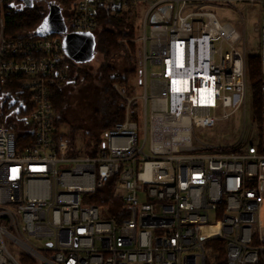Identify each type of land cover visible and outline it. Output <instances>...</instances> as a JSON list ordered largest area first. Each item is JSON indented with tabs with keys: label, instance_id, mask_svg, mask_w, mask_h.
I'll use <instances>...</instances> for the list:
<instances>
[{
	"label": "built area",
	"instance_id": "built-area-1",
	"mask_svg": "<svg viewBox=\"0 0 264 264\" xmlns=\"http://www.w3.org/2000/svg\"><path fill=\"white\" fill-rule=\"evenodd\" d=\"M55 1L68 33H96L101 8L143 12L139 120L129 100L89 155L62 154L54 89L75 63L64 34L7 36L0 0V264H207L216 240L228 264H264V114L258 146L193 142L238 111L245 118L254 56L264 102V0ZM222 3L263 6L258 53L206 10ZM166 5L171 19L151 22ZM148 65L159 69L150 80Z\"/></svg>",
	"mask_w": 264,
	"mask_h": 264
},
{
	"label": "trees",
	"instance_id": "trees-1",
	"mask_svg": "<svg viewBox=\"0 0 264 264\" xmlns=\"http://www.w3.org/2000/svg\"><path fill=\"white\" fill-rule=\"evenodd\" d=\"M6 35L9 37H23L33 34L35 38H39L35 33L39 25L46 17V11L42 7L30 4L29 7L17 8L13 7V0H4ZM137 15L134 11H127L122 14L112 15L108 10L102 9L99 12L100 28L94 33L99 41V49L105 56V63L99 69L98 80L101 86V98L98 100V107L96 110V117L98 127L101 129V134L114 128L117 124L124 122L126 118V108L128 102L121 96L118 90L114 87L118 85L127 95L132 96L135 90L140 89L141 80V59L138 57L141 51L140 44L136 43L138 39V29L135 28L133 21ZM138 31V32H137ZM98 33V34H97ZM121 41V42H120ZM139 53V55H138ZM119 57L121 65L118 67L111 61L112 58ZM76 66L75 63H73ZM249 75L250 85L252 90V99L255 110V121L260 128L263 114L264 102L260 92V84L262 81V63L259 56H254L249 59ZM79 76L76 77L75 82L78 83L80 76L85 81H90L92 76L88 72L79 70ZM64 86V85H63ZM55 96L53 99L55 110L58 113L64 109V92L62 86L54 89ZM141 102L139 100L133 101L131 110L133 112L132 118L139 120ZM66 120L57 119L56 128L58 129V147L67 146L74 148L75 151V136L69 137L62 135L59 131L61 123L65 124ZM73 137V138H72ZM88 141H86V149L88 151L92 148V143L95 147L98 146L102 137L98 134H90ZM21 143L24 140H20ZM245 148V147H244ZM244 148L237 151L241 152ZM102 195H96V203H102ZM104 202V201H103ZM211 254L207 264H228L226 245L221 240L212 241L207 245Z\"/></svg>",
	"mask_w": 264,
	"mask_h": 264
},
{
	"label": "rangeland",
	"instance_id": "rangeland-1",
	"mask_svg": "<svg viewBox=\"0 0 264 264\" xmlns=\"http://www.w3.org/2000/svg\"><path fill=\"white\" fill-rule=\"evenodd\" d=\"M13 3L17 8L30 6L27 0H13ZM33 5L44 8L46 14L49 13L51 5L58 6L55 0H34L32 6ZM198 7H200V4L192 6V9ZM206 10L213 13L221 23H230L241 33L242 39L246 40L249 48H251L250 55L259 52L260 37L258 29L260 28V20L263 16V6L261 4H212L207 7ZM138 11L141 13L143 10L138 8ZM142 14H137L136 17L133 18L135 20H131L135 28L139 31H137L138 39H136L135 42L137 44L139 43L140 47L141 43L139 38L142 35ZM241 16L245 19L244 21ZM150 26L151 23L148 24V32L150 31ZM100 31L101 28L98 33ZM138 59L142 60V55H139ZM105 60L104 54L99 49V41L96 38V52L92 60L76 66H74L73 63L69 64L71 82L64 84V86L62 85L65 105L63 111L58 113L59 121L64 119L67 122L65 124L61 123L59 131L62 132V135L66 134L65 136L67 137H69V135L75 136L76 144L75 151L74 148L62 146V154H72L79 157L89 155V151L86 149V141L90 138L89 135L96 133L103 137L101 129L97 125L96 110L98 107V100L101 98V86L98 80L99 69L106 62ZM111 61L118 67L122 64L119 57L112 58ZM79 70L88 72L92 76L91 80L85 81L83 77L80 76L78 83H76L75 79L79 76ZM157 71H159L158 67L148 65L149 80L151 79V74ZM114 87L126 102L129 100H137L142 93L141 86L139 90H135L132 96L127 95L118 85ZM247 94L245 118L243 117L242 111H238L228 120L219 121L213 127L204 131H196L195 141L193 140L194 144L199 142L204 143L205 149H213L222 152L237 151L240 148H247L250 145L258 146L260 144V128L255 121L251 88L248 89ZM139 126L140 135H142L143 128L141 124ZM146 151L150 153L149 147H147ZM108 205L109 204H107V206ZM260 225L262 226L264 234V218Z\"/></svg>",
	"mask_w": 264,
	"mask_h": 264
},
{
	"label": "water",
	"instance_id": "water-1",
	"mask_svg": "<svg viewBox=\"0 0 264 264\" xmlns=\"http://www.w3.org/2000/svg\"><path fill=\"white\" fill-rule=\"evenodd\" d=\"M172 9V5L161 7L159 12L153 15L151 22H162V16L170 20ZM35 34L40 38L53 34H64V52L77 64H84L92 60L96 52L95 35L92 33H68L64 24L61 8L57 5L50 6L49 13H47Z\"/></svg>",
	"mask_w": 264,
	"mask_h": 264
},
{
	"label": "bare ground",
	"instance_id": "bare-ground-1",
	"mask_svg": "<svg viewBox=\"0 0 264 264\" xmlns=\"http://www.w3.org/2000/svg\"><path fill=\"white\" fill-rule=\"evenodd\" d=\"M183 136V142L186 144H189V138H188V134L186 133H182Z\"/></svg>",
	"mask_w": 264,
	"mask_h": 264
},
{
	"label": "flooded vegetation",
	"instance_id": "flooded-vegetation-1",
	"mask_svg": "<svg viewBox=\"0 0 264 264\" xmlns=\"http://www.w3.org/2000/svg\"><path fill=\"white\" fill-rule=\"evenodd\" d=\"M27 1H28L29 3H30V1H32L31 4H33V1H34V0H27ZM21 2H22V1H21ZM24 3H25V1H24ZM24 3H23V4H24ZM26 3H27V2H26ZM26 5H27V4H26ZM14 7H16V6H14Z\"/></svg>",
	"mask_w": 264,
	"mask_h": 264
},
{
	"label": "crops",
	"instance_id": "crops-1",
	"mask_svg": "<svg viewBox=\"0 0 264 264\" xmlns=\"http://www.w3.org/2000/svg\"><path fill=\"white\" fill-rule=\"evenodd\" d=\"M30 4H31V1H30ZM140 85H141V80H140ZM143 90L142 86H141V91Z\"/></svg>",
	"mask_w": 264,
	"mask_h": 264
}]
</instances>
